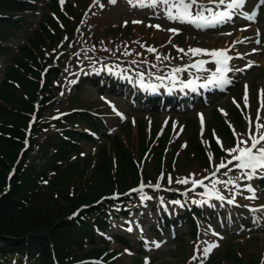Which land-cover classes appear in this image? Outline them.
Segmentation results:
<instances>
[{
  "label": "rangeland",
  "instance_id": "1",
  "mask_svg": "<svg viewBox=\"0 0 264 264\" xmlns=\"http://www.w3.org/2000/svg\"><path fill=\"white\" fill-rule=\"evenodd\" d=\"M68 2L75 9L74 14H71L65 8V15L71 21L69 31L73 32L75 37L67 45V36L63 32L61 41L51 47L53 50H45V58L40 63L42 64L44 60L48 59L51 52L57 51L56 66L62 71H60L59 77L53 82V93L56 95L53 105L48 107L47 112L41 115L40 120H37L33 127L40 124L41 118L42 122H49L52 125L53 121L64 113V110L71 107L91 109L103 113L107 121L108 135L118 133L117 131L121 124L131 121L132 128L130 131L128 130L129 135L124 130L119 132L118 136L124 140L125 149L131 152L136 161V173H138L139 168L143 171V176L140 173L137 174L136 182L144 179L145 182L152 183V185L157 182L160 184L159 191L145 192L152 199L142 204L139 195H137L128 205L129 215L127 217L112 219L111 232L106 235L108 250H113L116 253L111 255L112 264H145L146 260L148 264H212L213 261L216 264H250V262L253 264L254 261H257L256 264H261L260 258L264 260V188H262V185L255 187L257 198L254 200L245 199V197L251 195L247 191H241V194L235 197L239 206L244 207L246 204H251L253 207L258 208H249L248 210L256 209V211L248 212L243 211V208H227L226 206H221L214 199L209 201L211 206H198L207 212L212 211L217 214L219 210L224 209L226 213L224 217L223 214L219 215L218 220H215L217 224L215 223L213 227L207 223L202 224L203 238L197 244V249H199L197 251L198 256L202 259L193 260L189 256L193 246L190 237L182 235L183 240L175 242L172 239V230L168 229L162 231L159 238L154 240L153 230L160 223L161 217L168 215L173 218L177 211L182 208L170 203V198L173 194L180 193L184 195L186 193L185 202L189 205H196L193 201L208 198L204 194L205 192L190 191L191 184H177L176 180L188 177L202 179L214 171L215 165H218L221 159L230 158L223 151L222 156L214 157L213 159L209 150L208 142L210 136L215 141L216 138H219L225 149L232 148L236 143L235 140L233 144H230L228 139L218 130V120L224 121L229 126L231 125V130L233 131L234 129L244 139H247V118L251 117L253 124H255L257 109L260 107L258 94L261 89H264V5L261 6L257 23L246 24L236 21L235 23H240L237 26L228 24L225 28L218 27L200 30L189 25L170 22L159 11L153 12L150 9L133 8L127 3V0H117L115 4L109 3L108 0H99V4L96 3V0H65V3L60 7L63 9ZM45 5L46 0L38 4L36 6L37 10L28 14L27 24L12 36L13 41L10 47L14 50L13 54H16L17 45L24 43L25 37L32 32L29 31L35 27V24L41 19L43 21L44 17H42V14L52 15L48 6L45 7ZM100 5H103V7ZM257 5H260L259 0L247 1L246 12L251 13L253 7ZM141 18L149 19V22L153 25H160L163 30H157L152 27L146 29L144 25H141L142 23H127L125 26V22L137 19L141 21ZM171 26L179 29L181 35L175 36L170 32L168 33L167 29L172 28ZM242 31L246 33L239 35ZM215 32H217L216 34L234 32V35L228 38H220L219 36L216 38L212 34ZM251 35L253 39L241 44L236 48L235 52H240L241 54L253 49H256V51L249 57L243 56L246 64L241 60L238 61L237 58L233 59L234 66L232 68L242 70L229 72V77L231 78L228 77V79L231 83L223 89L216 86L210 89L209 96L211 98L198 91L190 93V91L182 88V85L190 80L194 81L196 78L205 81V77L210 75L214 68L205 72L189 69L178 74L175 85L169 84V73L173 68H186L200 58L199 56L191 57L190 54L184 55L177 51L178 48L187 51L189 48L206 49V47L210 46H220L221 48L217 49H224L230 42L239 41L244 36L250 37ZM256 40L260 42L256 43ZM141 45L144 47H141ZM149 47L154 48L156 51L149 53L146 50ZM125 52L131 54L124 55ZM157 56H160L161 59L157 60ZM164 57H168V59H163ZM5 60V58L0 59V81L5 67ZM249 63L252 64V67H247ZM153 65L156 67H152ZM50 66L49 63H46L42 65L41 69L45 71ZM205 68L209 69L208 67ZM109 69L111 72H109ZM44 71L41 72L42 79L47 74ZM138 73H143L145 86H157L160 88V92L152 94L149 90L142 89L140 87L141 77ZM158 76H163L165 79L161 81L157 79ZM83 77L90 79L97 77L109 78L117 83L115 88H111L105 94H100L98 89L91 85L83 86L80 92L74 93L72 90L73 85ZM235 80L236 82H233ZM72 81L76 82L72 83ZM237 85L238 87L236 88ZM246 85L248 86L250 105L248 108L244 107L243 101ZM105 88L108 89L107 87ZM112 89L114 93L109 92ZM170 89H176V91L172 92ZM128 91L129 93H127ZM75 95L78 96L77 102L74 104L69 103V99ZM151 95L159 98L170 97L180 100L181 103L194 98V103H184L178 107L174 106L173 103L168 109H158V115H154L147 107L136 106L134 102V99L139 100ZM230 98L237 101L243 110L244 123L241 126L237 125L233 120L232 114L237 109V106L230 102ZM206 101L209 104H206ZM162 104L157 105V107H161ZM116 112L121 113L122 116H118ZM216 114L221 116L220 119L217 120ZM260 115V122L264 123V111H261ZM141 116L144 119V122L141 123L142 134L145 136L143 147L147 144V149L143 150L138 147L140 143L138 140L139 128L137 129L135 123L140 122L139 117ZM201 116H203V128L201 127ZM27 129L31 128L27 127ZM253 131H255L254 126ZM151 135V141L148 142ZM100 141L102 142V140ZM97 144L82 143L81 146V155L86 154L92 163L97 160L95 148ZM197 146L203 152L207 150L204 153L211 155L212 159L209 167H203L196 156L195 149H197ZM145 152H147V155L143 156ZM107 154V159L110 160L114 172L113 164L117 157L112 150H109V147H107ZM74 158L71 155L68 161L73 162ZM158 162H160L161 172L158 169ZM79 163H82V161ZM117 170L113 183L115 191L119 189L117 182L123 178L122 175L124 173L120 167H117ZM224 171L226 170H222L216 178L227 179L228 177L222 175ZM238 174V171H233L229 173V176ZM147 175L154 177L163 175V179H159L160 177L147 178ZM169 176L172 178L171 184L168 182ZM80 180L76 175L73 176V186L77 185ZM237 183L240 185L241 190L248 184L252 186V182L243 178ZM217 188L224 196L229 198L236 191L235 189L229 191L221 185H218ZM161 197L163 198V205L160 202ZM117 205L121 206V204L116 203L113 207ZM115 209L118 208H112L111 212L116 213L117 210ZM224 219L225 222L237 220L239 224L230 231L228 227L222 228L221 222ZM243 219L248 221V228L241 226ZM129 227L132 228V231H128ZM174 230L179 233L183 232V228L180 227ZM119 233H125L130 236L134 251L123 249L115 243L114 235ZM213 233H220L222 238L219 239V236L213 235ZM157 243L160 245L158 248L155 246ZM213 243L218 244L219 247L213 249L207 258H203V248ZM179 245L182 249L178 248ZM142 246L144 248H140ZM83 249H91V246L85 245ZM141 249L144 256L136 255V252Z\"/></svg>",
  "mask_w": 264,
  "mask_h": 264
},
{
  "label": "trees",
  "instance_id": "2",
  "mask_svg": "<svg viewBox=\"0 0 264 264\" xmlns=\"http://www.w3.org/2000/svg\"><path fill=\"white\" fill-rule=\"evenodd\" d=\"M41 1L0 0V59L6 58L0 81V264H94L90 260H109L113 254L108 251L106 241L96 233H107L109 230L111 213L108 208L111 202L101 203L98 200L114 191L117 167L124 171L123 178L117 182L118 191L124 192L134 185L137 165L131 152L125 149L124 140L118 135L106 137L105 143L97 147L96 162L92 163L86 154L80 156L82 143H92L94 138L78 129L101 133L105 127L99 115H92L85 108L59 117L51 127L41 120L39 125L33 127L29 148L21 152L30 114L36 111L41 117L56 98L52 83L61 69L53 66L56 51L40 63L45 58V50L52 49L54 43L61 41L63 32L67 35V45L74 37L73 32L69 31L71 21L60 11L56 0H50L48 8L58 20L43 13V21L41 19L37 28L30 31L24 43L17 45L16 54H13L14 50L10 47L12 36L27 24L28 14L36 11L35 4ZM66 9L71 14L75 12L70 3ZM46 63L51 66L42 79L41 72L44 70L41 67ZM87 83L96 86L98 80L86 78L78 82L74 93L80 92ZM77 98V95L71 97L70 103H76ZM35 103L38 104L36 110ZM234 121L237 125L242 124L236 111ZM219 123L218 130L232 144L228 126L222 121ZM138 128L139 148L147 149V144L143 147L145 136L141 122ZM124 130L129 135L130 126ZM107 145L117 157L114 172L107 159ZM197 149L196 156L202 166L208 167V154L199 146ZM209 150L214 157L223 154L211 137ZM71 155L75 157L73 162L68 161ZM11 168H15V172L10 177ZM158 169L161 171L160 162ZM75 175L81 180L73 186L72 178ZM48 176H51L50 179ZM150 177L147 175V178ZM176 197L179 196H172ZM126 200L124 198L122 201ZM77 210L79 212L73 216ZM126 212L122 211L116 216ZM204 218L203 211L193 207L191 211L181 210L173 223L187 227L188 237L194 244L200 238L197 220ZM164 221L166 225L171 222L167 218ZM182 240L178 236L176 242ZM115 241L121 246L130 247L128 237L126 240L116 236ZM97 243L100 244L99 248L95 246ZM85 245L91 246V249L84 250ZM178 248L182 249L180 245ZM256 263L254 261L253 264Z\"/></svg>",
  "mask_w": 264,
  "mask_h": 264
},
{
  "label": "snow or ice",
  "instance_id": "3",
  "mask_svg": "<svg viewBox=\"0 0 264 264\" xmlns=\"http://www.w3.org/2000/svg\"><path fill=\"white\" fill-rule=\"evenodd\" d=\"M109 3L115 4L117 0H108ZM59 3L63 5L65 0H59ZM96 3L99 4V0H96ZM127 3L137 9H150L153 12H162L163 17L170 22H177L180 24H185L192 26L196 29H207V28H217L224 24L231 23L237 15L243 16L245 19L251 21L254 20V16L250 13H246L243 11L247 0H127ZM261 5H264V0H259ZM103 7V5H100ZM133 24H140L143 21L133 20ZM127 22H125L126 26ZM148 27L155 28L157 30L161 29L160 25H148ZM246 30V29H243ZM79 31V29H78ZM168 32L178 35L179 29L170 28L167 29ZM230 34V33H228ZM171 42V41H169ZM259 43V40L255 41ZM235 43H243V41H236ZM233 44V47H234ZM141 47H144L141 45ZM149 53H154L156 50L154 48L146 49ZM107 51V49H105ZM178 52L183 53L184 55H191V57L196 56H207L211 58V61L207 60H198L195 63L189 64L186 68L176 67L171 70L169 73V77L173 84L177 82L178 74L181 72L188 71L189 69H195L197 72H205L208 69L205 68V64L211 62L214 64V71L210 72V75L205 77L206 83L200 85V87L208 88L209 86H216L223 89L225 86L231 83L228 79L229 72L233 70L240 71L242 69H233L230 67V62L234 58L243 59V56L237 55L232 56L229 55V52L232 51L231 48L227 49H216V50H206L200 48H189L187 51L184 49H177ZM256 49H253L255 52ZM131 53L125 52L124 55H130ZM157 60H160L161 57L157 56ZM163 59H168V57H164ZM135 63V61H133ZM152 67H156L153 65ZM247 67H252V64L249 63ZM109 72L111 70L109 69ZM141 77L140 87L145 90H149L151 92L157 91V86L149 85L145 86L143 83V73H138ZM127 79V77H125ZM157 79L163 81L165 77L158 76ZM76 81H72L75 83ZM182 88L191 89L192 91H196V87L194 81H189L182 85ZM171 91V90H170ZM259 103L260 107L257 109V117L255 124L251 117L247 118L248 130H247V139L241 138L240 134H237L233 129V136L235 137L236 143L230 149H224L222 142L219 138H216V143L220 146L221 150L226 153L227 157L221 159L218 165H215L214 171L209 175L204 177L203 179H195L194 177L188 178H178L176 180L177 184L181 185H192V189L190 191H194L196 188H204L205 195L208 197L207 199L200 201H193L197 206L209 205V201L215 199L220 202L221 206L225 203L228 205H235V197L238 194H241V191H247L251 193L250 196L245 197V199L254 200L256 199V194L254 188L251 184L245 186L243 190L240 189V185L237 183L242 178L247 181H251L256 178L259 174L264 173V123H261V111H264V89H261L259 94ZM244 107L248 108L249 105V96H248V86H245V94L243 97ZM235 103V101H234ZM240 107V105H237ZM114 111L115 108H113ZM117 115H121L119 112H116ZM225 115H227L225 113ZM201 127L203 128V116L200 117ZM253 126L255 131H253ZM231 127V125H230ZM211 155H209V160L211 161ZM231 166V167H230ZM221 170H226L222 173L223 176L228 177L227 179H219L217 177V173H221ZM233 171H238V175L229 176V173ZM163 179V175L159 178ZM205 180L211 181V187L208 188L205 185ZM169 184L172 183V178L168 177ZM221 185L225 189L231 191L235 189L231 198H226L224 195L220 193L217 186ZM145 185L142 183L138 188L133 189L132 192H136L139 195L141 203L143 204L145 201L152 199L151 196L147 195L144 191ZM148 187H152L155 191L160 190V184L157 182L155 185L149 184ZM130 194V193H129ZM184 195H187L186 193ZM116 199V196L112 197ZM161 205H163V198H160ZM170 203L174 205H178L183 207L179 200L170 201ZM211 206V205H209ZM251 211H256V209H251ZM128 231H132V228L129 227ZM213 235H219L218 233H213ZM157 248L160 246L159 243L155 245ZM219 247L218 244H210L207 247L203 248V258H207V256L212 252L213 249ZM127 251V250H126ZM199 251V249H197ZM193 260L202 259L200 256L194 255L192 257ZM145 264H148L146 260ZM261 264H264V260L261 261Z\"/></svg>",
  "mask_w": 264,
  "mask_h": 264
}]
</instances>
